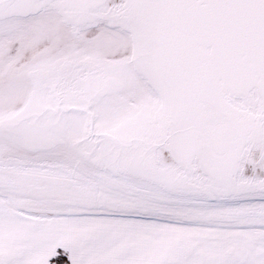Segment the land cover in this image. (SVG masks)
I'll return each instance as SVG.
<instances>
[{"label": "snow or ice", "instance_id": "obj_1", "mask_svg": "<svg viewBox=\"0 0 264 264\" xmlns=\"http://www.w3.org/2000/svg\"><path fill=\"white\" fill-rule=\"evenodd\" d=\"M0 264H264V0H0Z\"/></svg>", "mask_w": 264, "mask_h": 264}]
</instances>
